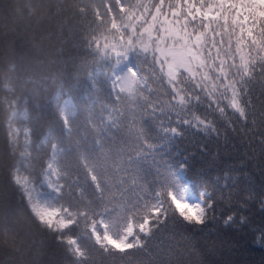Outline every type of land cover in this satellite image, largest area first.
I'll list each match as a JSON object with an SVG mask.
<instances>
[{
    "label": "snow or ice",
    "instance_id": "obj_1",
    "mask_svg": "<svg viewBox=\"0 0 264 264\" xmlns=\"http://www.w3.org/2000/svg\"><path fill=\"white\" fill-rule=\"evenodd\" d=\"M18 11L28 24L0 37V157L16 189L0 237L35 248V264H97L94 254L149 252L170 227L191 240L214 221L248 223L207 190L190 199L188 180L209 143L226 145L241 121L251 126L254 98L264 125V0H25ZM88 17L84 54L71 56L70 26ZM21 61L41 69L38 117L19 92L37 78ZM82 79L91 81L83 97ZM233 171L246 174L225 168L227 187ZM248 198L264 213V181ZM194 254L170 250L161 264H190Z\"/></svg>",
    "mask_w": 264,
    "mask_h": 264
},
{
    "label": "trees",
    "instance_id": "obj_2",
    "mask_svg": "<svg viewBox=\"0 0 264 264\" xmlns=\"http://www.w3.org/2000/svg\"><path fill=\"white\" fill-rule=\"evenodd\" d=\"M24 2L25 0H0V37L5 41L12 40L17 30H22L28 24L27 17L22 16L18 11ZM99 2L100 0H97V3ZM90 20L91 17L73 21L64 46L67 54L74 57L84 54L86 45L82 46L81 41L90 31ZM2 48L3 44L0 43V49ZM21 71L22 74L32 71L37 77L35 83H25L21 80L19 92L21 96L32 97L33 107L38 117L45 87L40 78L41 69L34 68L27 61H21ZM68 74L66 73V77ZM106 79V76H102V83L96 87L106 86L104 83ZM88 83L91 81L86 82L83 79L80 81L78 92L81 97ZM254 103L256 114L249 120L251 126L242 127L241 121L235 125V132L228 130L226 145L223 140L219 143L215 141L209 143L207 147L211 155L203 160L197 156L199 162L192 169V179L188 180L189 191L193 196L198 195L195 188L207 190L215 200L224 205H235L236 208L242 209L238 217L246 216L248 223L241 224L238 219L236 224L228 227L222 220L214 221L191 240L170 227L168 231L158 234L157 238L149 243V252H140L131 257L125 256L123 259L119 254L103 258L99 254H94L97 264H161V261L166 259L165 254L170 250L184 252L185 248L195 253L190 259V264H264V246L257 242L260 235L258 229L264 228V213L261 212L255 200L248 198V191L259 188L261 181H264V145L260 143L264 125H261L259 119L260 101L254 98ZM3 119V113L0 112V153L4 150L6 137ZM252 120H255V124H252ZM42 123L43 121L37 120L33 127L38 130ZM181 147L195 149V146L190 143L182 144ZM196 151L198 152V149ZM220 157L224 158L225 163H221ZM9 163L6 156L0 157V213L7 211L15 199V185H11L8 179ZM42 163V159L38 160L37 166L39 167ZM225 168L245 169L246 174L243 175L237 171L232 172L233 180L228 181V184L235 181L234 188L225 186L222 178ZM218 177H220L219 180ZM245 198H248L247 204L242 203ZM184 254L187 257L188 253ZM0 256L8 259L10 264H35V248L29 247L27 243L21 244L19 240L14 241L11 237L7 239L0 237Z\"/></svg>",
    "mask_w": 264,
    "mask_h": 264
},
{
    "label": "rangeland",
    "instance_id": "obj_3",
    "mask_svg": "<svg viewBox=\"0 0 264 264\" xmlns=\"http://www.w3.org/2000/svg\"><path fill=\"white\" fill-rule=\"evenodd\" d=\"M197 196H193L192 193L189 191V198L190 199H196Z\"/></svg>",
    "mask_w": 264,
    "mask_h": 264
}]
</instances>
